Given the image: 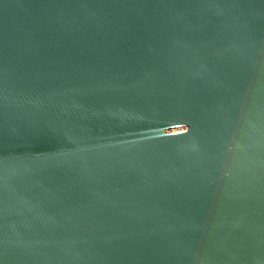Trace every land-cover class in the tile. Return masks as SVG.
I'll list each match as a JSON object with an SVG mask.
<instances>
[{
	"label": "water",
	"instance_id": "obj_1",
	"mask_svg": "<svg viewBox=\"0 0 264 264\" xmlns=\"http://www.w3.org/2000/svg\"><path fill=\"white\" fill-rule=\"evenodd\" d=\"M0 264H264V0H0Z\"/></svg>",
	"mask_w": 264,
	"mask_h": 264
}]
</instances>
